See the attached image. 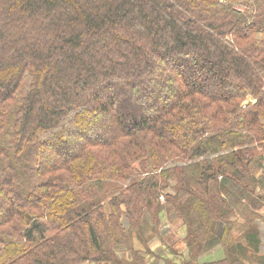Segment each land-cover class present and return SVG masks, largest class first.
<instances>
[{
	"label": "trees",
	"instance_id": "obj_1",
	"mask_svg": "<svg viewBox=\"0 0 264 264\" xmlns=\"http://www.w3.org/2000/svg\"><path fill=\"white\" fill-rule=\"evenodd\" d=\"M263 153L264 0H0V264H197Z\"/></svg>",
	"mask_w": 264,
	"mask_h": 264
},
{
	"label": "crops",
	"instance_id": "obj_2",
	"mask_svg": "<svg viewBox=\"0 0 264 264\" xmlns=\"http://www.w3.org/2000/svg\"><path fill=\"white\" fill-rule=\"evenodd\" d=\"M249 176L254 178L249 187V179L223 181L224 178L219 176L225 217L209 220L207 235L202 243H192L191 247L187 245L186 224L181 218L172 216L166 208L160 214V229L151 233L152 239L149 240V236L145 245L134 240V249L144 252L148 248L155 254L161 249L162 258L180 263H215L230 258L241 264H264V164ZM144 221L151 222L148 213L144 215ZM123 252L120 258L130 260L129 254Z\"/></svg>",
	"mask_w": 264,
	"mask_h": 264
},
{
	"label": "rangeland",
	"instance_id": "obj_3",
	"mask_svg": "<svg viewBox=\"0 0 264 264\" xmlns=\"http://www.w3.org/2000/svg\"><path fill=\"white\" fill-rule=\"evenodd\" d=\"M167 206H168V205H167ZM158 229H160V226H158ZM149 236H150V239H149V240H151V239H152V238H151V237H152L151 233L149 234ZM145 247H146V246H145ZM157 252H158V253H156V256L161 257V256L163 255L161 249L157 250ZM122 253H123V254H122ZM157 254H159V255H157ZM123 255H124V252H121V251H120V252H119V256H123ZM152 255L155 256V252L152 253ZM156 256H155V257H156ZM165 258H166V257H165ZM149 259H150V260H153V257H152V256H149ZM92 263H93V262H87V263H84V264H92ZM157 263H159V262H158V260L155 258L152 264H157ZM94 264H95V263H94ZM98 264H99V263H98ZM101 264H105V263H101ZM159 264H161V263H159ZM250 264H252V263H250Z\"/></svg>",
	"mask_w": 264,
	"mask_h": 264
},
{
	"label": "built area",
	"instance_id": "obj_4",
	"mask_svg": "<svg viewBox=\"0 0 264 264\" xmlns=\"http://www.w3.org/2000/svg\"><path fill=\"white\" fill-rule=\"evenodd\" d=\"M249 101H252V99H250ZM249 101H245V102L243 103V107H245V106L248 104ZM160 201H161L162 203L165 202V197H164V196H161V197H160ZM92 264H94V263H92Z\"/></svg>",
	"mask_w": 264,
	"mask_h": 264
}]
</instances>
